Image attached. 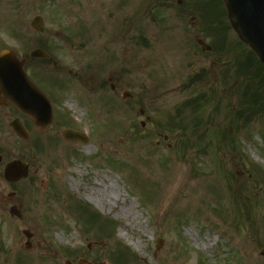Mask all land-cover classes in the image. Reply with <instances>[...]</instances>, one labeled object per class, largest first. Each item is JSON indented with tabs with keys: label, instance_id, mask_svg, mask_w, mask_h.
Listing matches in <instances>:
<instances>
[{
	"label": "rangeland",
	"instance_id": "1",
	"mask_svg": "<svg viewBox=\"0 0 264 264\" xmlns=\"http://www.w3.org/2000/svg\"><path fill=\"white\" fill-rule=\"evenodd\" d=\"M4 48L53 105L44 131L15 114L27 141L11 132L9 108L0 114V264H264V108L244 110L249 88L264 102V65L223 0H0ZM34 48L48 58H29ZM65 129L87 141L64 140ZM13 159L29 165L18 184L2 178ZM176 168L198 205L162 199ZM105 176L121 187L117 206L135 200L145 233L83 197Z\"/></svg>",
	"mask_w": 264,
	"mask_h": 264
},
{
	"label": "water",
	"instance_id": "2",
	"mask_svg": "<svg viewBox=\"0 0 264 264\" xmlns=\"http://www.w3.org/2000/svg\"><path fill=\"white\" fill-rule=\"evenodd\" d=\"M224 2L231 25L239 38L254 50L264 64V0H224ZM31 26L37 31H42V18L34 17ZM30 56L44 58L46 54L41 49H34L30 52ZM0 89L17 108L30 115L37 126L45 128L50 123L51 110L48 101L29 82L23 72V61L18 60L10 50L0 51ZM12 126L19 136L26 137L20 125ZM64 137L85 141V138L70 130L64 132ZM26 176L27 166L20 161H13L5 167L4 177L8 181H16ZM11 212L16 213L13 208Z\"/></svg>",
	"mask_w": 264,
	"mask_h": 264
},
{
	"label": "bare ground",
	"instance_id": "3",
	"mask_svg": "<svg viewBox=\"0 0 264 264\" xmlns=\"http://www.w3.org/2000/svg\"><path fill=\"white\" fill-rule=\"evenodd\" d=\"M68 103L71 108H75V105L70 102ZM80 114H82L81 111ZM165 177L168 187L163 193L162 199L164 200L175 197L187 198L190 195L189 192H191L192 189H196L195 184H189L186 181V173L182 168H176L174 171L169 172V174H167ZM73 186L76 185L72 183V187ZM121 191V187H119L115 181L110 179L108 176H105L90 183L86 187L83 197L87 201L91 202L101 212L110 211L111 208L116 207V211H114L115 217L125 220L124 224L122 225L123 229H125L127 225L132 224L135 229L145 233L147 229L141 226L138 222V205L135 200L129 203L125 202L124 204L117 206V200H119ZM188 201H192L195 205H198L199 198L198 196L193 198L188 197Z\"/></svg>",
	"mask_w": 264,
	"mask_h": 264
},
{
	"label": "flooded vegetation",
	"instance_id": "4",
	"mask_svg": "<svg viewBox=\"0 0 264 264\" xmlns=\"http://www.w3.org/2000/svg\"><path fill=\"white\" fill-rule=\"evenodd\" d=\"M111 88H113V85H111ZM5 108H9V110L5 113V116H6L5 119H9L10 116H11V114H14L13 119H18V118L16 117V115H15V114L18 112L17 108H16L14 105H12L9 101H7L5 98H3V97L1 96V94H0V114H1L2 116H3V114H2L1 112H5V111H4ZM26 116H27V115H26ZM3 117H4V116H3ZM27 117H29V116H27ZM5 119H3L4 122L6 121ZM5 130H6V129H5L4 127H3V129H0V135L6 133ZM0 150H1V151H0V164H1V163H2V159H3L2 155H1V153H2V151H3V149H1V145H0ZM17 184H18V183H17ZM16 189H17V188H16ZM11 192H13L14 194L11 195V196H8V194L11 193ZM18 194H21V195L26 194V191H25L24 189H23L21 192H19V191H15V190H10V191H8V193H7V198H8V200H10V201H14ZM11 206L15 207L16 209H18V210L21 212V217L18 218L19 220H21L22 215H23V214H22V210H21V208L18 207L15 203L10 204L9 207H11ZM20 206H21V205H20ZM8 210H9V208H8Z\"/></svg>",
	"mask_w": 264,
	"mask_h": 264
},
{
	"label": "trees",
	"instance_id": "5",
	"mask_svg": "<svg viewBox=\"0 0 264 264\" xmlns=\"http://www.w3.org/2000/svg\"><path fill=\"white\" fill-rule=\"evenodd\" d=\"M252 55L253 53L250 52ZM249 91H251V97L250 100H251V105L249 107H247L245 110V112H248V113H258L261 109L264 108V102H259V98H261L260 94H258V89L255 91L254 90V93H253V89L252 88H249L248 89V92H246V96L249 95ZM241 113H244V111H241Z\"/></svg>",
	"mask_w": 264,
	"mask_h": 264
}]
</instances>
